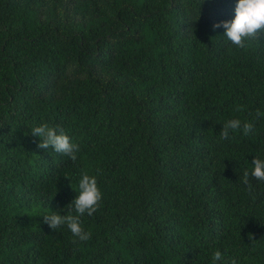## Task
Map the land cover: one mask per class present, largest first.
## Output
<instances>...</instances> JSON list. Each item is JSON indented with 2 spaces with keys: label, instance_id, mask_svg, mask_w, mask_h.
<instances>
[{
  "label": "trees",
  "instance_id": "1",
  "mask_svg": "<svg viewBox=\"0 0 264 264\" xmlns=\"http://www.w3.org/2000/svg\"><path fill=\"white\" fill-rule=\"evenodd\" d=\"M237 3L0 0V264H264V182L242 179L264 117L220 138L264 112V31L239 48L214 27ZM84 173L103 199L79 241L43 216L77 215Z\"/></svg>",
  "mask_w": 264,
  "mask_h": 264
},
{
  "label": "clouds",
  "instance_id": "2",
  "mask_svg": "<svg viewBox=\"0 0 264 264\" xmlns=\"http://www.w3.org/2000/svg\"><path fill=\"white\" fill-rule=\"evenodd\" d=\"M235 18L217 23L214 27L225 28L224 35L229 41L239 48L245 47V41L249 38H255L258 31H264V0H238L235 8ZM243 106H239L237 111H241ZM264 117V112L257 109L255 118L252 121H242L240 119H229L222 127L220 133L221 139H227L230 131H237L242 129L245 136L253 132L255 120ZM33 136L40 137L38 144L39 148L48 149L52 147L56 152L63 153L69 156L73 162L77 160V153L79 152V145L72 143L70 137L64 132L62 128L52 127L47 124H42L32 129ZM254 165L251 173L245 171L243 173V183L249 185V176L264 182V159L255 157L252 161ZM72 186V185H71ZM73 188V187H72ZM74 189V188H73ZM78 194L75 199L68 205L74 208L77 215H61L55 211L43 216L44 222L50 228L57 230L62 225H67L70 232L79 241H87L91 238V233L86 232L80 221V216L87 213L93 215L100 207L103 199V193L98 186V181L95 176H90L84 173L79 180L78 189H74ZM77 241L74 240L73 243ZM222 259V253L217 250L212 257V264ZM232 264H236L233 260Z\"/></svg>",
  "mask_w": 264,
  "mask_h": 264
}]
</instances>
